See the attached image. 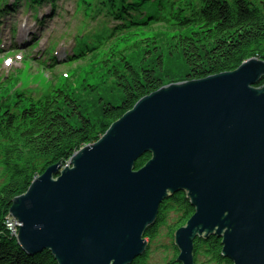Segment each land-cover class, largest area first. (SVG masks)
I'll use <instances>...</instances> for the list:
<instances>
[{
    "label": "water",
    "instance_id": "95a60500",
    "mask_svg": "<svg viewBox=\"0 0 264 264\" xmlns=\"http://www.w3.org/2000/svg\"><path fill=\"white\" fill-rule=\"evenodd\" d=\"M263 78L264 60L252 58L140 99L12 201L18 245L57 264H133L162 203L185 192L195 212L173 236L179 264H195V241L213 236L233 264H264Z\"/></svg>",
    "mask_w": 264,
    "mask_h": 264
},
{
    "label": "trees",
    "instance_id": "16d2710c",
    "mask_svg": "<svg viewBox=\"0 0 264 264\" xmlns=\"http://www.w3.org/2000/svg\"><path fill=\"white\" fill-rule=\"evenodd\" d=\"M48 1L0 0V23L3 15L17 11L19 3L34 7ZM95 4V15L116 23L105 27L107 39L157 24L168 27L171 38L165 43L135 42L131 49L137 52L144 44L149 47L136 59L138 63L122 55L108 70L113 79L109 92L116 93H107L109 84L103 82L87 89L89 94L84 97L51 87L37 98L27 92L0 98V264H57L46 250L28 256L7 227L12 201L25 194L36 177L53 165L65 166L73 154L96 143L140 99L163 86L233 72L252 58L264 60V0H96ZM55 7L52 4V10ZM95 43L97 50L102 42ZM169 63L170 67L180 63V76L164 74L171 70L167 69ZM262 86L264 78L257 87ZM150 159V154L143 155L135 169L140 170ZM194 212L185 192L164 201L156 223L144 235L149 242L146 253L133 264H147L151 244L163 228L167 227L173 241L176 230ZM194 248L195 264H233L222 257L221 240L214 236L197 239ZM167 249L174 252L168 264H179L173 242Z\"/></svg>",
    "mask_w": 264,
    "mask_h": 264
},
{
    "label": "rangeland",
    "instance_id": "374dc122",
    "mask_svg": "<svg viewBox=\"0 0 264 264\" xmlns=\"http://www.w3.org/2000/svg\"><path fill=\"white\" fill-rule=\"evenodd\" d=\"M95 2L49 0L34 7L25 2L19 3L17 11L3 15L0 24V98L13 97L18 92H27L28 96L37 98L51 87L84 97L89 94L87 89L103 82L109 84L105 87L107 93H116L109 92L113 79L108 70H112L113 64L121 61L122 55L134 58L133 63H138L136 59L149 48L144 44L140 52L132 50L131 46L139 40L165 43L171 38L168 27L157 24L127 35H109L107 39L105 27L112 28L116 23L103 18L102 14L95 15ZM52 4L56 6L54 13H51ZM97 40H101L102 45L96 50ZM169 65L167 69L171 70L164 74L181 75L182 68H177L180 63H173L174 67ZM15 223L19 225L18 229L22 226L14 219L12 224ZM167 233V227L163 228L151 244L147 264H168L173 257L174 252L167 247L171 242L174 244V238L172 241ZM203 260L199 258L200 262Z\"/></svg>",
    "mask_w": 264,
    "mask_h": 264
},
{
    "label": "built area",
    "instance_id": "2783aa9c",
    "mask_svg": "<svg viewBox=\"0 0 264 264\" xmlns=\"http://www.w3.org/2000/svg\"><path fill=\"white\" fill-rule=\"evenodd\" d=\"M7 225H8L9 229H10L12 232H15V231L17 230L18 226H19V225L16 224V223L13 225L12 222H8Z\"/></svg>",
    "mask_w": 264,
    "mask_h": 264
},
{
    "label": "bare ground",
    "instance_id": "6f19581e",
    "mask_svg": "<svg viewBox=\"0 0 264 264\" xmlns=\"http://www.w3.org/2000/svg\"><path fill=\"white\" fill-rule=\"evenodd\" d=\"M145 240H147V239H145ZM149 243V242H148Z\"/></svg>",
    "mask_w": 264,
    "mask_h": 264
}]
</instances>
